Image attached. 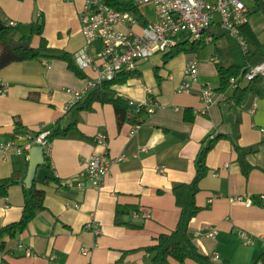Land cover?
<instances>
[{
  "label": "crops",
  "instance_id": "0c3cea01",
  "mask_svg": "<svg viewBox=\"0 0 264 264\" xmlns=\"http://www.w3.org/2000/svg\"><path fill=\"white\" fill-rule=\"evenodd\" d=\"M250 1L245 0L249 9L247 24L262 44L250 21L256 0L252 4ZM85 2L0 0V5L11 22L26 33L33 22L43 20L48 43L68 50L75 57L86 44L80 18ZM141 10L142 17L137 15L142 21L156 16L151 4L142 6ZM120 26L127 29L128 23ZM213 32L223 33L217 26ZM39 39L34 36L31 44L37 45ZM99 47V42L91 44V48ZM192 57L198 58L199 82L194 83L189 93L178 92L176 88ZM213 57L221 60L214 48L209 53L202 51L199 56L182 53L163 66L165 73L163 67L160 69L163 76L160 84L153 66L142 69V78L118 85L119 93L137 103L136 108L131 104L132 108H139L141 102L149 103L150 115L135 131L136 124L130 122L118 126L111 103L95 104L91 111L68 107L72 95L67 89H87L88 78L96 75L92 69H85L87 77H80L68 68L65 60L45 57L13 61L1 67L0 81L8 90L0 95V142L12 138L23 146L30 131H38L57 120L66 126L76 119L89 137H58L51 141L48 155L61 185L54 181L45 185L46 207L37 212L25 232L0 238V264H152L150 253L142 247L154 243L157 235L175 226L179 208L172 187L192 179L201 145L219 134L222 137L207 155L209 169L199 183L201 191L197 196L203 208L191 221L190 235L203 253H217L218 258H213L216 261L222 258L221 261L229 259L233 264H254L264 252L262 241L257 238L253 245H247L238 231L244 229L256 237L264 234V200L248 204L250 196L264 193V130L261 129L264 96L249 94L240 105L234 101L207 104L202 85L213 89L219 85V82L210 85L219 78L218 61ZM145 61H140L138 66ZM232 90L225 91L231 94ZM186 107L195 114L193 121L184 119ZM16 119L27 131L14 138ZM100 131L109 139L110 155L125 157L114 162L100 188L82 186L79 182L85 178L82 170L86 158L102 149L94 138ZM232 139L242 147L256 149L247 156L254 165L248 177L241 171ZM158 166L164 170L159 171ZM28 167L29 152L19 154L12 148L5 159L0 155V179L13 174L22 181L12 185L6 196H0V225L21 215ZM39 169L36 178L41 180ZM239 195L243 196L242 200L235 199ZM77 202L79 207L68 205ZM120 206L131 208L123 220L134 225L115 222ZM134 208L140 215H133ZM92 217L101 223L98 234L84 228ZM211 228L218 230L214 237L206 235ZM19 241L23 246H17ZM27 247L32 254H25ZM83 248L88 252H83ZM193 262L171 260V264Z\"/></svg>",
  "mask_w": 264,
  "mask_h": 264
},
{
  "label": "trees",
  "instance_id": "16d2710c",
  "mask_svg": "<svg viewBox=\"0 0 264 264\" xmlns=\"http://www.w3.org/2000/svg\"><path fill=\"white\" fill-rule=\"evenodd\" d=\"M105 1L118 10L130 11L142 17L143 13L141 6L135 4L133 0ZM257 11H262L264 13V0L255 1L253 12ZM0 21L4 24L3 28L0 29V68L13 61L42 57L57 58L65 60L68 68L78 76L87 77L84 70L77 66L75 57L71 52L48 43L44 36L43 20L33 22L29 33H26L19 25L11 24V19L7 17L0 5ZM242 32H245L244 35L248 41L245 49L230 35L226 33L216 35L214 33L211 43L214 46L215 53L221 57V60L216 63L219 75V85L215 88L217 91L227 90L230 78L232 76H237L243 68L264 60L262 44L247 22L242 26ZM36 35L40 38L39 43L33 45L31 41ZM24 40H29V46H13L14 42ZM208 43L210 42H205L204 40H182L177 45L171 47L170 50L164 52L162 55L163 63L161 65H154L153 67L155 78L158 83L160 84L163 79L160 69L170 59L182 53L199 56ZM142 77L143 70L138 67L132 70H119L112 78L104 79L102 82L91 87L86 92V95L72 107L78 106L79 109L91 111L94 109L95 104L111 103L115 108L116 120L119 127L125 122L140 125L148 119L150 110L145 105L137 109L132 108L129 98L119 93L117 86L129 80L140 79ZM249 94L264 96V75H257L246 82L239 81L237 87L229 94V99H233L235 104L240 105ZM194 118L195 114L192 109L190 107L184 108V119L193 121ZM15 124L16 130L12 133V137L14 138L27 131L19 119H16ZM45 130L48 131L46 139L50 142L58 137H89L79 128L76 119L69 122L66 126H62L60 121L57 120L54 123L42 126L38 131H30L29 134H31L33 138L36 137L40 131ZM220 137H222L221 134L211 138L206 145H201L195 163L196 170L192 179L179 182L172 187L175 202L179 208L177 222L171 230L157 235L154 243L142 247L150 253L152 264H171L172 259L180 263L192 260L196 264H233L229 259L218 262L213 259L212 255L203 253L190 235L191 221L203 208L198 204L197 196L201 191L199 183L209 169L207 155ZM32 138L27 136V142L32 141ZM232 142L234 150L237 153L236 158L240 163L241 171L248 177L254 165L248 161L247 156L249 153L255 152L256 149L253 147H242L235 139H232ZM44 152L45 161L41 165L47 167L50 173L45 175L41 180L35 178L31 187L24 186V203L22 205L21 215L17 220L0 225V238L3 236L16 237L25 232L37 212L46 207L45 185L53 181L61 185L60 179L53 173L47 150L45 149ZM19 182L22 181L17 179L13 174L2 177L0 179V196H6L9 188ZM258 195L259 194L252 195L253 202H263V200L258 199ZM130 209V207H117L115 222L118 224L134 225V223L123 220V215L128 213ZM259 261H264V252L254 264H258Z\"/></svg>",
  "mask_w": 264,
  "mask_h": 264
},
{
  "label": "built area",
  "instance_id": "2783aa9c",
  "mask_svg": "<svg viewBox=\"0 0 264 264\" xmlns=\"http://www.w3.org/2000/svg\"><path fill=\"white\" fill-rule=\"evenodd\" d=\"M133 1L141 7L151 4L155 8V18L142 21L136 13L118 10L105 0H86L80 14L86 44L75 56V62L83 70H94L96 75L88 78L87 89H67L72 95L68 107L73 106L97 83L112 78L117 71L135 69L140 61L147 60L156 53H164L182 40L211 42L214 36V26L235 38L244 49L247 47L248 41L242 32V26L248 21L249 16V9L245 0ZM121 23H128V28L123 29L120 26ZM11 24L16 23L11 22ZM134 26H139L140 29L137 30ZM95 42L100 43V47L97 49L91 48V44ZM213 60L219 62L218 58L213 57ZM198 64L197 57H192L187 61L183 78L176 88L178 92L189 93L192 91L194 83L199 82ZM257 75H264V60L249 65L243 68L237 76H232L228 88L234 89L239 81L246 82ZM7 90V85L0 81V95H5ZM202 96L207 104L233 101V99H229V94L226 91H217L206 84L202 85ZM151 101L150 99L148 102ZM129 102L130 104L134 103L131 99ZM148 104L141 102L138 107ZM136 127L137 125L134 126L133 131ZM261 129L264 130V127ZM47 133V130L40 131L33 138L29 134L28 137L32 138V141H28L24 146L17 145L12 138L1 141L0 155L5 159V154L12 148H15L19 154L28 152L32 145H41L49 153L51 142L46 139ZM94 138L102 149L86 158L82 170L85 178L79 183L82 186L89 185L100 188L110 174L114 162L124 158L125 155L118 157L110 155L109 139L105 132H98ZM157 168L159 171L164 170L163 166ZM235 199L242 200L243 196H236ZM258 199L264 200V193L259 194ZM250 202H252V196H250L248 204ZM68 205L80 206L78 202ZM133 215L138 216L140 212L135 209ZM84 228L98 234L101 231V223L92 217L84 224ZM217 233V228H211L206 232V235L214 237ZM238 234L247 245H253L259 238L264 247V234L256 237L244 229L239 230ZM17 246H23V243L19 241ZM83 252H88V249L83 248ZM25 254H32V250L27 247ZM218 256L217 253L212 255L213 258H218Z\"/></svg>",
  "mask_w": 264,
  "mask_h": 264
},
{
  "label": "rangeland",
  "instance_id": "374dc122",
  "mask_svg": "<svg viewBox=\"0 0 264 264\" xmlns=\"http://www.w3.org/2000/svg\"><path fill=\"white\" fill-rule=\"evenodd\" d=\"M252 0L249 2V4H252ZM251 24L252 26L255 28L257 34L259 35L261 41H262V44H263V48H264V14L262 12H255L251 15ZM181 38H183V35H181ZM213 44L212 43H208V45L205 47V49L203 50L204 52H212L213 51ZM164 53L163 52H160V53H156L155 55L151 56L150 58H148L145 62H143L142 64H140L138 67L140 69H146L148 67H153L155 64H162V58L161 56L163 55ZM166 68L163 67L162 68V72L165 73ZM219 82V78L216 77L215 78V82L213 80V82H210V85L211 86H214V85H217ZM134 104V105H133ZM132 105L134 106V108H136L137 106V103H133ZM38 168L39 169V172H38V178H41L43 179V176L47 175L49 173V170L47 167L43 166V165H40ZM44 173V174H42ZM43 175V176H42ZM238 240V238H237ZM238 242H240V245H242L243 243L238 240ZM222 258H219L217 259V261H221ZM193 264H195L193 262Z\"/></svg>",
  "mask_w": 264,
  "mask_h": 264
},
{
  "label": "water",
  "instance_id": "95a60500",
  "mask_svg": "<svg viewBox=\"0 0 264 264\" xmlns=\"http://www.w3.org/2000/svg\"><path fill=\"white\" fill-rule=\"evenodd\" d=\"M4 24L0 21V29H2ZM15 47H27L29 46V40L14 42ZM178 135V134H177ZM44 147L41 145H32L29 149V167L28 172L25 177V183L28 187H31L34 179L36 178V172L39 165L43 164L45 161Z\"/></svg>",
  "mask_w": 264,
  "mask_h": 264
}]
</instances>
